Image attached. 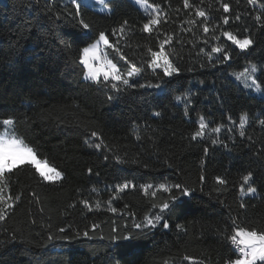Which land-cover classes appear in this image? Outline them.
I'll use <instances>...</instances> for the list:
<instances>
[{"label":"trees","instance_id":"1","mask_svg":"<svg viewBox=\"0 0 264 264\" xmlns=\"http://www.w3.org/2000/svg\"><path fill=\"white\" fill-rule=\"evenodd\" d=\"M221 2L230 5L229 13H224ZM147 3L160 9V23L151 33L142 31L151 15L129 0H109L106 12L81 3L85 20L97 33L110 35L128 22L119 47L137 66L148 47L159 50V41L173 36L165 51L180 72L165 78L163 90L137 87L116 92L84 79L78 60L80 49L87 45L78 42L75 34L80 29L68 15L75 12V5L64 0L0 1V133L13 127L2 126V121L13 119L17 138L62 173L61 179L51 182L31 164L5 173L0 188L11 207L0 220V264H164L166 260L193 264L185 256L202 264H224L232 247L224 233L232 234L234 217L240 226L264 230V125L259 124L264 120V92L255 94L230 75L250 61L257 63V83L264 88V25L254 19L264 14V0L254 4L190 0L192 7L187 9L183 0ZM197 8L206 11L207 21L195 16ZM224 15L229 16L228 25L222 24ZM205 22L209 33L200 26ZM223 31L239 38L250 36L254 44L241 52L221 35ZM213 35L220 39L212 40ZM116 40L110 35L111 43ZM93 42L94 38L88 43ZM221 45L231 59L216 63L222 54H212L209 61L211 47ZM104 54L121 73L128 70L115 49L105 47ZM158 76L162 70L148 69L134 79L138 84H155ZM185 92L191 93L190 102L175 100ZM242 114L248 117L243 137L238 127ZM201 116L208 129L204 137L192 140ZM217 126L219 132L209 131ZM213 139L219 143L213 144ZM248 172L254 174L251 186L257 189L251 195L246 188L242 194L239 187ZM218 176L226 185L216 182ZM161 183L193 191L180 196L178 207L165 213L169 228L158 224L140 233L133 224L158 213L152 205L168 196L155 187ZM144 185L153 186L147 194ZM173 194L179 195L175 189ZM241 203L246 207L240 208ZM93 224L99 227L93 230ZM114 227L121 233L137 232L138 237L110 244ZM85 230L90 238H58Z\"/></svg>","mask_w":264,"mask_h":264},{"label":"snow or ice","instance_id":"2","mask_svg":"<svg viewBox=\"0 0 264 264\" xmlns=\"http://www.w3.org/2000/svg\"><path fill=\"white\" fill-rule=\"evenodd\" d=\"M97 2L104 8L108 7L109 0H97ZM250 4H254L255 0H248ZM72 5H75V12H69L68 15L72 17L70 23L73 24L74 27H78L80 32L75 34L78 42L81 44H86L87 46L80 49L79 54V65H83V74L86 80H90L93 83L100 85L103 83L104 87H109L116 92H120L125 90L126 88H154L156 90H163L168 81L165 80L166 77H172L175 74L180 72V68L177 67L172 60L169 58V53L165 51V46L169 45L173 40V36L167 35L165 39L159 41V50H153L151 47L147 48L146 56L142 59L140 66L131 60H127L126 56L121 52L119 47V40L123 38V34L125 31V26L127 25V21L120 26L119 29H113L110 34L113 37H117L116 43L113 44L110 42V35L106 31H99L98 33L93 28V25L87 22L82 13V4L79 0H70ZM135 3L140 7L144 8L145 11H148L149 7L155 13L151 16L150 19L147 20L146 23L142 26V31L146 33H151L154 28L160 23V9L158 5H148L147 0H135ZM184 8H190L192 5L190 4V0H183ZM220 7L223 9L224 13L230 12V5L228 3H220ZM195 16L199 18H204L205 21L209 19L208 14L203 8H197L195 10ZM57 19H61L60 16H57ZM241 17L239 15L236 16V20L239 21ZM255 21L264 25V14L258 13L255 16ZM188 23L196 24V20H189ZM230 23L229 16L224 15L222 17V24L228 25ZM203 29L204 33H209L210 27L207 22L200 25ZM219 27V26H215ZM247 32L248 29L246 28ZM119 33V35H118ZM223 37H226L228 41H231L232 45H235L236 48L240 49L241 52L250 49V47L254 44L253 39L250 36H243V38H239L238 35L233 34L231 31H223L221 32ZM93 43H88L92 41ZM220 36L213 35L212 40H219ZM66 44L68 48H71V44L67 43V41H62ZM205 43H209V41H205ZM103 45L106 48H113L117 54H120V59L124 60L128 65V70L121 73L120 68L117 67L116 63H113L112 60L105 59L103 62L96 66L95 62L100 61V57L97 55L100 46ZM205 50L202 48L200 52L203 53ZM212 54H222L221 56L216 57V63H222L223 61H228L231 59L229 52L221 45V46H213L211 47V52L207 53L209 61L213 59ZM76 61H74L75 63ZM212 67H215L216 64H212ZM201 67H204L202 64ZM151 69L153 73L156 72L157 69L162 70V76H158V83L152 84H138L136 79L139 78L142 73ZM260 70V66L257 63L249 62L248 65L244 67L241 72H234L230 75L234 76L237 81H240L244 84L245 88L254 89L257 92H264V88L261 87L260 83H257L256 73ZM188 71H193L192 68H189ZM101 77L103 78L101 81ZM250 81V83H249ZM203 83V81H201ZM190 92H185L180 95L175 96L176 101H184L190 102ZM114 99L113 96H109V100ZM159 115V113H156ZM248 123L247 114H242L239 120V135L241 137L245 136L244 126ZM259 124L264 125V120H260ZM2 126H13L9 128L4 134H0V181H2L6 172L10 173L14 169H16L20 165L32 164L35 165L36 171L45 181H56L61 179L62 173L57 171L55 168H49L47 171H42L39 166V162L37 161L36 154L32 147H29L23 140L18 139L14 130V121L13 119H5L2 121ZM208 129V124L205 122V118L201 116L198 121V129L194 131L191 135L192 140H197V138L205 136V130ZM221 130V126H217L216 128H212L209 131L212 133H217ZM93 137L97 135V133L92 132ZM213 144L219 143L218 140L213 139ZM93 145L89 144V147ZM95 147L99 149L101 147L100 144H96ZM227 147V145H225ZM205 153L208 152V149H204ZM105 159H108L105 156ZM118 163H124L122 159L116 157ZM91 171V169H89ZM253 173L248 172L246 175L242 176L243 183L240 184L241 193L246 192L250 194H255L257 192L256 187L251 186V182L253 181ZM201 181L205 179L203 175L200 177ZM216 182L219 185H226V181L221 177H216ZM125 184L123 187H127ZM6 187V186H5ZM145 194H147V190L151 189L152 185H144ZM159 190L163 192H167L168 196L166 199L162 200L158 205L153 204L152 207L159 208V212L155 215L145 216L142 222L134 223L133 228L139 230L140 233H143L145 230L155 228L158 224H162L163 228H169V223L167 219H165V213L172 212L174 208L178 207L177 201H179L180 196H189L193 191L191 188L186 186L175 184L169 187L166 184H159L155 186ZM173 189L179 193V195L173 194ZM4 188H0V202L4 203V208H0V220L5 219L6 209L11 207L6 202V198L3 195ZM156 193L153 192V196ZM20 197L16 196L15 199L18 200ZM7 199H12V197H8ZM85 205H87V201H82ZM246 205L241 203L240 208H245ZM112 212H115V208L109 209ZM238 218L232 219V234L228 235L227 230H225L224 238L227 242L233 247L229 248V258L224 260V264H264V230H260L257 227H245L240 226L237 223ZM98 225L93 224L92 229L95 230ZM178 228H183V225H177ZM65 229H59L60 233H64ZM80 235L84 237H89V232L85 230L83 233L77 232L75 236H67L63 235L58 238L63 240H72L78 238ZM138 233L133 231H124L121 233L120 229L113 228L112 234L108 237L109 243H114L117 241H133L137 239ZM54 237L49 236V240ZM90 238V237H89ZM39 247H45V245H40ZM184 260L193 261V264H202V262H197L193 257L185 256ZM164 264H168L166 260Z\"/></svg>","mask_w":264,"mask_h":264},{"label":"rangeland","instance_id":"3","mask_svg":"<svg viewBox=\"0 0 264 264\" xmlns=\"http://www.w3.org/2000/svg\"><path fill=\"white\" fill-rule=\"evenodd\" d=\"M0 1H2V0H0ZM64 1H67V2H70V0H64ZM133 5H135L141 12H143V13H146L147 15L149 14V15H154L155 13L152 11V9L149 7V9H148V11H145V9L144 8H142V7H140L139 5H137L136 3H135V0H129ZM79 2L80 3H82V4H85V5H88V6H91V7H94L95 9H97V10H99V11H101V12H106V11H108V8H104V7H102L98 2H97V0H79ZM148 4V3H147ZM149 5V4H148ZM104 46L103 45H101L100 46V49H99V51H98V53H97V55L100 57V61H97V62H95V64H96V66H99V64L101 63V62H103V60L105 59V57H106V55L104 54ZM108 59V58H107ZM82 67H83V65H82ZM233 77V79L234 80H236L235 79V77L234 76H232ZM85 79V78H84ZM103 78L101 77V80H102ZM90 81V80H89ZM237 81V80H236ZM237 82H239L241 85H242V87H244V84L242 83V82H240V81H237ZM249 83H250V81H249ZM245 88V87H244ZM246 89H248V90H250V91H252L253 93H258L257 91H255L254 89H249V88H246ZM5 132H2V133H0V134H4ZM19 139V138H18ZM37 158V157H36ZM37 161L39 162V166H40V169L42 170V171H47L49 168H52L51 166H49L47 163H45L44 161H41V160H39L38 158H37ZM32 165V164H31ZM32 166H34L35 167V165H32ZM36 168V167H35ZM51 182V181H50ZM248 194H250V193H248ZM251 195V194H250Z\"/></svg>","mask_w":264,"mask_h":264},{"label":"crops","instance_id":"4","mask_svg":"<svg viewBox=\"0 0 264 264\" xmlns=\"http://www.w3.org/2000/svg\"><path fill=\"white\" fill-rule=\"evenodd\" d=\"M258 264H259V262H258Z\"/></svg>","mask_w":264,"mask_h":264},{"label":"built area","instance_id":"5","mask_svg":"<svg viewBox=\"0 0 264 264\" xmlns=\"http://www.w3.org/2000/svg\"><path fill=\"white\" fill-rule=\"evenodd\" d=\"M233 247V246H232Z\"/></svg>","mask_w":264,"mask_h":264}]
</instances>
